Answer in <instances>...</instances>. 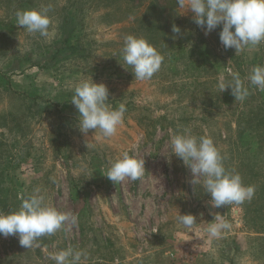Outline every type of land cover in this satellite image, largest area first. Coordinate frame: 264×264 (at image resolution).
<instances>
[{"label": "rangeland", "instance_id": "1", "mask_svg": "<svg viewBox=\"0 0 264 264\" xmlns=\"http://www.w3.org/2000/svg\"><path fill=\"white\" fill-rule=\"evenodd\" d=\"M43 7L49 37L17 26L18 10ZM192 16L177 0H0V212L39 188L76 217L39 246L0 235V264H55L50 254L69 247L87 254L79 264H264V90L246 79L264 65V42L236 53L220 42L222 25L205 35ZM65 30L76 49L54 56ZM129 34L164 57L151 79L136 80L122 59ZM232 73L249 89L243 100L217 87ZM91 77L107 86L113 108L126 106L110 138L77 126L72 85ZM184 129L213 140L225 168L255 188L251 200L211 207L202 178L194 184L172 152L171 136ZM125 151L144 159L145 172L115 184L109 161ZM178 212L196 224L183 228ZM214 215L231 225L219 238L206 231Z\"/></svg>", "mask_w": 264, "mask_h": 264}, {"label": "clouds", "instance_id": "2", "mask_svg": "<svg viewBox=\"0 0 264 264\" xmlns=\"http://www.w3.org/2000/svg\"><path fill=\"white\" fill-rule=\"evenodd\" d=\"M177 4L179 8L191 11L193 22L205 31V35L222 25L219 39L226 49L232 48L237 53L245 47L264 42V0H177ZM16 23L29 33L45 38L51 35L52 20L47 7L18 10ZM172 30L174 33L180 32V28L175 25ZM121 56L124 63L131 67L136 80L151 79L160 70L164 59L146 38L131 34L124 37ZM246 79L251 86L264 90V65L254 66ZM72 87L74 94L71 103L78 110L77 126L80 132L86 135L89 130H95L94 134L99 130L105 138L115 135L123 122L125 104L113 108L108 103L107 86L94 82L92 77L81 79ZM217 87L221 93L230 88L235 100L245 99L249 91L239 73H232L231 80L221 77ZM170 143L173 154L190 167L192 182L196 184L198 178H202V187L210 195L211 207L240 204L253 198L255 188L246 186L238 172L225 168L224 157L210 137H197L190 129H184L173 134ZM144 172V159H138L125 151L109 161L105 176L116 184L125 178L136 181ZM18 198L21 200L18 210L7 214L0 212V235L17 236L24 248L39 246L36 242L41 237L54 234L69 218L73 223L76 221L71 213L60 212L46 203L39 188L31 194L22 193ZM176 220L185 229L196 224L192 214L178 212ZM230 228V223L222 216L214 215L206 231L210 237L219 238ZM86 255L83 250L69 247L51 253L50 259L55 264H79Z\"/></svg>", "mask_w": 264, "mask_h": 264}, {"label": "trees", "instance_id": "3", "mask_svg": "<svg viewBox=\"0 0 264 264\" xmlns=\"http://www.w3.org/2000/svg\"><path fill=\"white\" fill-rule=\"evenodd\" d=\"M67 22H68V18L63 17L62 24L63 23L67 24ZM69 32H70L69 30H65L61 32L58 40L53 44L52 48H53L54 56L60 54L63 51L68 52V55L72 54L75 51L76 46L72 48V40H71L72 34Z\"/></svg>", "mask_w": 264, "mask_h": 264}]
</instances>
